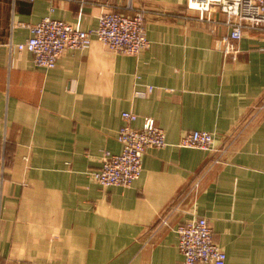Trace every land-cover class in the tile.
Returning a JSON list of instances; mask_svg holds the SVG:
<instances>
[{"label": "crops", "instance_id": "0c3cea01", "mask_svg": "<svg viewBox=\"0 0 264 264\" xmlns=\"http://www.w3.org/2000/svg\"><path fill=\"white\" fill-rule=\"evenodd\" d=\"M185 2L113 0L126 14L146 9L150 46L132 55L93 38L46 68L12 45L49 1L0 0V264H183L174 228L194 216L224 264H264V30H244L225 56L223 21L199 20ZM53 5L52 17L83 29L105 10ZM126 110L136 127L152 117L166 145L147 148L131 186L102 187L90 172L104 149L120 151ZM194 129L214 133L212 150L178 144Z\"/></svg>", "mask_w": 264, "mask_h": 264}, {"label": "built area", "instance_id": "2783aa9c", "mask_svg": "<svg viewBox=\"0 0 264 264\" xmlns=\"http://www.w3.org/2000/svg\"><path fill=\"white\" fill-rule=\"evenodd\" d=\"M48 1L49 14L35 23L24 24L29 29V36L24 41L11 44L17 50L29 51L37 66L54 67L65 50L86 48L93 38L100 40L111 51L132 55L150 46L145 26L146 9L143 7L126 14L114 9L113 0H68L80 4L92 2L105 8L98 17L97 25L83 29L78 23L52 17L50 13L54 10V0ZM185 8L194 11L199 20L223 21L227 32L220 36L219 44L225 56L237 51L236 43L244 30H264V0H186ZM217 13L223 14L222 20L215 17ZM147 90L150 92L152 86L148 85ZM258 108H264V98ZM121 118L122 124L116 134L120 151L116 153L104 149L100 167L90 172L91 178L102 187L131 186L141 175L142 157L147 148H163L166 145V133L152 117H143L138 127L133 125L138 118L135 112L122 111ZM178 144L212 150L214 133L199 129L186 131ZM198 185L199 178L192 182L186 194L197 189ZM171 211L169 207L159 215L153 225L155 231L168 224ZM174 229L183 264L225 263L226 253L214 243L212 229L205 217L194 216L177 224Z\"/></svg>", "mask_w": 264, "mask_h": 264}]
</instances>
